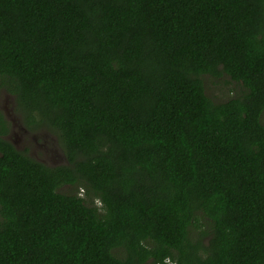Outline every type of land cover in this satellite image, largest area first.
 <instances>
[{
  "label": "trees",
  "instance_id": "trees-1",
  "mask_svg": "<svg viewBox=\"0 0 264 264\" xmlns=\"http://www.w3.org/2000/svg\"><path fill=\"white\" fill-rule=\"evenodd\" d=\"M1 89L0 264H264V0H0Z\"/></svg>",
  "mask_w": 264,
  "mask_h": 264
},
{
  "label": "rangeland",
  "instance_id": "rangeland-1",
  "mask_svg": "<svg viewBox=\"0 0 264 264\" xmlns=\"http://www.w3.org/2000/svg\"><path fill=\"white\" fill-rule=\"evenodd\" d=\"M202 77L206 92L214 101H224L245 91L241 83L232 80L226 73L204 74ZM0 110L10 122V132L6 138L19 149H29L32 157L47 165L54 166L67 162L57 135L46 128L35 131L27 128L16 107L15 96L5 89L0 90ZM58 190L70 193L75 192L76 188L64 184ZM207 241L208 238H205L206 243Z\"/></svg>",
  "mask_w": 264,
  "mask_h": 264
}]
</instances>
